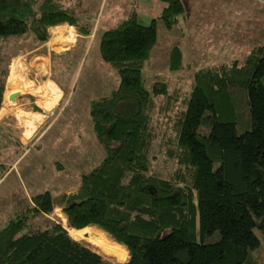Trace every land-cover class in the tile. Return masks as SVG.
Wrapping results in <instances>:
<instances>
[{
    "label": "trees",
    "instance_id": "1",
    "mask_svg": "<svg viewBox=\"0 0 264 264\" xmlns=\"http://www.w3.org/2000/svg\"><path fill=\"white\" fill-rule=\"evenodd\" d=\"M161 1L160 17L172 28L185 3ZM129 2L128 15L101 33V57L120 82L90 101L92 129L105 155L82 174L77 192L61 198L68 226L102 227L128 249L125 264H251L264 240V41L240 65L235 60L195 72L189 93L180 96L166 151L174 169H157L156 99L166 94L171 102L173 95L164 81L146 83L157 18L141 22L139 0ZM76 11L65 0H0V41L33 31L46 42L50 27L66 22L90 34ZM2 71L0 109L8 69ZM11 79L12 72L5 94ZM32 199L34 205L0 228V264H111L57 221L30 228L31 215L50 213L57 203L49 189Z\"/></svg>",
    "mask_w": 264,
    "mask_h": 264
},
{
    "label": "rangeland",
    "instance_id": "2",
    "mask_svg": "<svg viewBox=\"0 0 264 264\" xmlns=\"http://www.w3.org/2000/svg\"><path fill=\"white\" fill-rule=\"evenodd\" d=\"M65 1L76 6L80 23L92 29L90 34L82 33L72 24L75 39L64 43L60 37L66 29L60 32V27L53 25L46 42H41L33 31L0 41V77H4L2 69H8L0 109V228L12 215L34 205L35 194L49 189L57 202L54 210L31 215L28 226L44 228L57 221L70 234L77 230L69 227L64 202L60 200L77 192L82 174L105 155L92 129L90 101L118 87L120 76L101 57L100 37L104 30L128 15L130 0ZM183 1L185 12L172 28L160 17L161 0H139L138 7L141 22L150 24L157 18L158 40L143 68L146 83L150 86L155 81H164L173 95L171 102L166 94L159 95L154 111L159 122L152 146L157 155L154 168L165 171L175 166L166 151L173 145L180 96L189 93L195 72L210 65L232 64L235 60L240 65L264 41V0ZM62 24L66 28L71 25ZM176 44L178 51L173 55ZM11 72V85L5 94ZM56 84L61 94L54 106L41 102L40 96L30 92L33 85L56 90ZM16 91L20 95L11 100L10 94ZM53 98L49 95L46 100ZM35 112L42 115L38 117ZM29 122H35L36 126L27 137L28 126L33 128ZM88 226L78 231L89 233L91 239L79 240L102 252L111 264L127 262L130 254L124 244L102 227ZM110 243L112 248L107 253L104 250ZM116 247L127 251L124 257L116 252ZM254 261L264 264V240L254 251L251 264Z\"/></svg>",
    "mask_w": 264,
    "mask_h": 264
},
{
    "label": "crops",
    "instance_id": "3",
    "mask_svg": "<svg viewBox=\"0 0 264 264\" xmlns=\"http://www.w3.org/2000/svg\"><path fill=\"white\" fill-rule=\"evenodd\" d=\"M161 6H162V4H161ZM140 14V13H139ZM55 27H63V28H65L66 30H65V32L66 33H68V35L66 36L65 34H63V36H61L60 38L62 39V40H64L63 42L64 43H66V42H70V41H73L74 39H75V33L73 32V25L71 24L70 25V28H66L63 24H61V25H57V26H54L53 28H55ZM59 32V31H58ZM61 32V31H60ZM65 36V37H64ZM57 39V38H56ZM57 41H59L58 39H57ZM63 44V43H62ZM22 84H26L25 82H23ZM11 85V84H10ZM57 85V84H56ZM57 87L58 88H56V90L55 89H50V90H47L46 88H43V89H41L40 88V86L39 85H37V86H35V85H33V87H32V89H31V91L30 92H32L33 94H36V95H38V96H40V98H41V102H43V103H45V104H47V105H49V106H54L55 105V100L57 99V98H59L60 97V92L61 91H59L58 89H59V86L57 85ZM10 88V87H9ZM36 88H38V90L36 91ZM41 91H42V93H41ZM49 95H51V96H54L55 98H53L52 100H50V101H47L46 100V98L49 96ZM24 113H26V114H31V112L29 113V112H24ZM35 115H38V117H40L42 114L41 113H38V112H35L34 113ZM40 119V118H39ZM39 121V120H38ZM36 122V121H35ZM30 123L29 122V124H33V128L31 127V126H28V131H30V133H26L25 135L27 136V137H29L31 134H32V131H33V129L35 128V126H36V123ZM31 127V128H30ZM27 131V132H28ZM66 220V219H65Z\"/></svg>",
    "mask_w": 264,
    "mask_h": 264
},
{
    "label": "bare ground",
    "instance_id": "4",
    "mask_svg": "<svg viewBox=\"0 0 264 264\" xmlns=\"http://www.w3.org/2000/svg\"><path fill=\"white\" fill-rule=\"evenodd\" d=\"M62 30H63V27H60L59 31H62ZM62 34H65L66 36L68 35V33H66V32H62ZM71 234L73 235V237H75L77 239H86L88 241L91 239V236L89 235V233H87L85 231L72 230Z\"/></svg>",
    "mask_w": 264,
    "mask_h": 264
},
{
    "label": "water",
    "instance_id": "5",
    "mask_svg": "<svg viewBox=\"0 0 264 264\" xmlns=\"http://www.w3.org/2000/svg\"><path fill=\"white\" fill-rule=\"evenodd\" d=\"M18 95H20V92H19V91L13 92V93L10 94V98H11V99H16V97H17ZM129 259H130V256L126 258V261L128 262Z\"/></svg>",
    "mask_w": 264,
    "mask_h": 264
}]
</instances>
